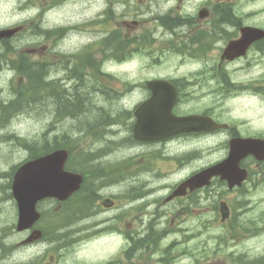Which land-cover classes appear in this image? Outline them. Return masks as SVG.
<instances>
[{
    "label": "flooded vegetation",
    "instance_id": "flooded-vegetation-1",
    "mask_svg": "<svg viewBox=\"0 0 264 264\" xmlns=\"http://www.w3.org/2000/svg\"><path fill=\"white\" fill-rule=\"evenodd\" d=\"M100 1L106 6L112 5L118 16V7L121 3L124 4L120 11L121 24L126 28L124 33L131 34L126 36L131 45L138 46L139 49L143 47L147 49L146 52L154 55L159 54L150 58L148 66L144 64L146 70L175 71L174 76H161L158 71L152 74L153 78L163 77L173 81L178 92L173 112L178 116L200 115L222 126L209 131L183 133L176 136L175 140L192 141L196 144L193 145L196 150L201 149L197 146L198 140H210L214 148L225 151L215 161L217 162L225 158L232 138L253 135L244 134L240 130L244 123L227 117L226 103L229 99L239 102V98L246 93L260 95L261 89L253 86L261 78L260 75L253 76L252 71L264 69V36H258L246 45V41H242L244 46L240 47L238 41L242 40L246 29L264 30V0ZM54 3L66 5L69 1L0 0V30H16L15 34L0 38V53L32 54L39 52L38 47L45 49L50 45L54 47L55 44H58L57 48L65 50L66 43L61 40L64 38L62 35L67 31H75V26L51 18ZM73 10L74 8L70 9ZM111 23L112 35H119L116 29L119 28V22L115 23L113 17ZM20 36L23 37L19 45L14 46L11 40ZM67 52L68 55L64 57L66 61L75 62L78 58H84L82 48ZM171 53L177 55V59L173 62L166 61V56ZM247 70L251 71L249 77H237L239 71ZM13 81L15 79L12 78L11 82ZM145 95L148 98L150 93L145 92ZM245 125L252 126L250 123ZM108 188L109 186H105L100 190ZM101 196V200L111 198L113 204L109 207L102 204L94 206L95 211L89 215L81 211L77 223L54 224L55 228H74L73 232L80 237L77 242L69 238H52L43 252L26 258L25 262L13 259L6 263L8 256L0 248V264H86L80 253L106 245L101 243L106 240H118L121 246L111 256L93 259L88 264H149L151 261L153 264H165L167 258L174 259V264H179L177 256H174L177 254H171L177 250L178 240L163 237L165 228L158 226V218L150 217L147 223L143 221V215L149 213L147 205L121 206L119 203L122 200L116 195ZM14 209L18 211L17 207ZM108 210L115 212L113 215H104ZM128 210L141 213L139 223L135 226H132V221L136 217ZM153 215L156 213L153 212ZM41 241L44 238L30 245L36 246ZM71 244L73 247L68 249Z\"/></svg>",
    "mask_w": 264,
    "mask_h": 264
},
{
    "label": "rangeland",
    "instance_id": "rangeland-1",
    "mask_svg": "<svg viewBox=\"0 0 264 264\" xmlns=\"http://www.w3.org/2000/svg\"><path fill=\"white\" fill-rule=\"evenodd\" d=\"M70 3L65 5L68 11L61 14L60 18L62 20L66 18L67 21L71 23V20L80 19L92 14L90 12L86 15L81 12V17H74V19H71L70 9L74 7V10H76L80 5L76 4L75 6H71ZM98 5H100V9L104 7L103 3H99ZM85 21L86 20H84L81 25L85 26ZM76 22H78V20H76ZM107 26L110 28L113 26V23L109 21ZM87 27H89L87 30L91 29V26ZM96 38L97 36L89 40H96ZM71 40L72 39L70 38V41ZM74 40L75 41L71 43H76L73 45V47H83V43L88 41H82L83 39L80 37H75ZM46 45H48V43H46ZM55 47L56 46L51 48L45 47V49L43 47H38L39 53L41 54L35 55V53H32V55L35 56L31 57V59L43 56L41 61L55 62L58 59H61L58 54H55ZM12 56L15 57L16 55H9V57ZM170 57L175 58L174 55H171ZM143 60L144 59L140 57L134 61V64H126L123 66H113L111 64H106L104 69H106L107 71L111 69L112 72L116 74L122 81L129 80L130 82L140 84L142 79H145L146 76L150 77L153 74L149 72V75H147V70L140 71L143 63L145 64L147 62H142ZM61 74V70H56L53 77H60ZM250 74L251 71L249 70L239 71L237 77L246 79L250 76ZM252 75L255 77L260 75L261 79L258 81L260 83L258 85H262L264 78V69H255L254 71H252ZM12 76V73L3 76L4 79H7L4 82L1 81V86L6 89L5 92L7 91L8 86H10L9 79ZM102 82L106 83L117 92L123 91L126 88V86L123 85L120 81H115L111 77L104 78ZM144 95L145 91L143 89L136 88L133 92L127 94L126 97L122 98L121 100L119 99L114 101L112 104L113 108H115V111L117 110V108H125L129 102H131L130 104L133 105L135 102L141 100ZM258 99L260 101H257ZM50 100L51 108L54 110L55 104L53 105L52 99ZM104 100V96H96V98H94L92 106L99 105L100 103H103ZM239 100L241 101L240 103H236L235 101L226 103V105H228V108L225 106L228 109L227 117L231 119H246L247 121L245 123H250L252 125L248 128H258L264 131L263 94L251 95L250 93H246L243 97L239 98ZM190 105L191 104H189L188 107H190ZM53 115L54 113L52 114L51 112H47L43 115L26 113L25 115L16 118L14 122H12L6 129H4V132H15L19 136L34 141V139L41 137L42 134L47 131V125L48 123L52 122L54 118ZM73 121L74 119L67 115H64V118L62 120L61 118L56 120L55 130H64L68 132L69 125ZM53 132L54 131L48 132V136L50 137ZM126 133V127H123L118 134L125 135ZM80 139L84 146L92 145L91 141L93 138L83 136ZM198 141L197 146L201 149L198 150L197 156L195 157V159L189 160L182 166H180L173 157L174 155H180L193 149V145L196 144H194L192 141H177L167 143L166 145L135 144V146L133 147L119 146L114 150L113 154H110L105 159L107 161H110V159L113 158H126L138 154L136 157H134L137 162H135V165L131 167L132 169L138 166V168L135 169L138 170L136 174L138 179L136 182H130L129 184H135V187H139V185H142L145 189L150 191L149 194H147V196L144 198V200L149 203L147 207V211L149 213L143 215V221L147 223L150 217L158 218L159 227L178 232V234L174 235L175 237H180V234L185 231L190 232L191 235L193 233H197L195 240L186 244V252H193L191 253L192 260L186 258L185 261L193 262L194 260H198V264H206L210 262L213 264H234L228 256L230 253L232 255H234L235 253H244L246 258L248 259L264 254V237H260L259 233L253 236H241L238 239L234 240H231L228 237H226L225 240L223 239L224 235L232 226L236 227L237 233L239 234L241 226L237 223L238 219L239 222L244 225H246V221L249 220H254V222L258 225H264V180L261 183H257L258 179H264L263 174L257 173L256 177L254 174L253 177H251V179H249V181L246 183V186H244L245 190L243 189L242 191L235 190L228 192L226 191V187L220 184H214V186L210 189L198 192L197 196L199 198L198 202L195 204H192L189 199H175L164 202V197L170 192V190L176 184H178L179 181L189 175L194 168L205 166L212 162H215L225 153L223 149L214 148L210 140L200 139ZM98 146L100 145L95 144L91 149ZM77 149H83V147L80 146ZM39 153H41L40 150L33 152V154ZM25 157V151L23 150V148L19 147L14 140L0 142V171H2V173L4 174L2 177H0V232L3 231V228H1L3 227L2 225H7V227L10 226V213L11 208L14 206L12 199L7 194L9 192L7 186L10 184L8 173L13 164L22 161ZM81 164L82 162H80V165ZM250 165L253 166L254 173L255 170L264 168V163L258 166L260 168L255 167L253 163H250ZM70 166L72 167V163L70 164ZM142 167L144 169L139 170ZM130 185H128V183H125V181L117 182L115 185L111 186L107 193L111 192L113 194H122ZM137 191L138 188H132L125 194L137 195ZM81 196L82 194L74 196L71 201L65 204V206H73V201L78 200L79 198H81ZM243 198L246 199V202L244 204H238L240 201H242ZM223 199L227 200L229 204L231 203V206L235 208L236 212L239 211L238 218L237 214H235L233 224L232 218L227 222V224L221 223L218 210L214 209L215 202L217 200L219 201ZM121 200L122 201H120L119 205L124 206L125 200ZM54 205L55 203L50 200L41 202L40 207L42 206V208H45ZM106 212L109 215H113L115 211L109 210ZM128 212H130L133 217H136L132 221V226H135L137 223H139L138 217L141 213L138 214V212H133L131 210H128ZM153 212H155L156 215H153ZM256 217L259 218L258 221L255 219ZM174 227L177 228L174 229ZM171 237H173V235ZM22 238H24L23 234L12 232L10 235L6 236L5 242L7 244H15L19 239ZM101 243H106V245L98 246L96 247V249L94 248V250H89L88 252L84 251L80 253L82 254L83 261H91V258L94 257L111 256L113 254V251L121 246L118 240H106L101 241ZM46 247L47 246L42 243L34 246L33 248L30 247L25 249L19 247L18 252L16 250L12 253L13 255H8V259H6L5 262L8 263L13 259H21L23 256H30L32 254L35 255L44 251ZM174 253L177 255H174ZM171 254L177 256L176 259L178 263L182 264L181 258L179 256L180 252L178 250L173 251ZM82 258L77 257V259L80 260ZM144 259H146V256H144ZM149 264H153V261H151ZM165 264H174V259H172L170 262L166 261Z\"/></svg>",
    "mask_w": 264,
    "mask_h": 264
},
{
    "label": "water",
    "instance_id": "water-1",
    "mask_svg": "<svg viewBox=\"0 0 264 264\" xmlns=\"http://www.w3.org/2000/svg\"><path fill=\"white\" fill-rule=\"evenodd\" d=\"M245 37V44H248L255 35L249 33ZM240 45L244 46L243 42H240ZM151 84L157 86L153 88V96L136 111L137 121L134 125V136L139 140H157L180 130L171 111L167 108L165 110L162 105V103L165 104L164 96L167 95L166 86L160 82ZM191 122L192 119H187L186 126L189 127ZM258 142L264 146L263 141L258 140L232 141L229 156L223 162L181 183L169 198L185 194L187 186L193 190L208 183L209 178L217 173L228 180L230 187L239 184L245 177L244 171L238 168L240 158L247 153H253L258 159L264 158V147ZM66 157V150H56L25 163L17 170L12 190L19 206V230L30 227L38 218V213L35 210L38 200L45 197H57L64 200L79 188L81 175L63 169ZM221 210L225 217L227 207L223 205Z\"/></svg>",
    "mask_w": 264,
    "mask_h": 264
},
{
    "label": "trees",
    "instance_id": "trees-1",
    "mask_svg": "<svg viewBox=\"0 0 264 264\" xmlns=\"http://www.w3.org/2000/svg\"><path fill=\"white\" fill-rule=\"evenodd\" d=\"M41 81H43V78L41 76ZM39 77H33L29 80V83L25 86H23V90L19 93V96H21L20 100L23 104V108H25L28 105L34 106L35 108H37L38 113L39 114H43L45 113L44 107H47V103H48V99L46 98V96L48 95V92H52L54 94V99L55 98H59L58 101H55L56 103V111H57V115H61L62 114V108H63V103L61 102V97L63 95L64 90L63 89H59L56 85H46L49 84L46 82L43 83L41 82ZM107 87V86H106ZM110 93H107V95H109ZM71 99V98H70ZM68 100V108L70 110H74L75 109V115L78 114L80 112L79 107H76L74 105V102H72L71 100ZM92 105V104H90ZM80 106L83 108L84 106H88V101L81 102ZM101 106V105H100ZM104 109L103 106L99 107L97 110H102ZM105 116H108L107 114ZM90 118L94 119V122H99V120L103 119V116L98 113L96 114H92V117H90V115L87 114V120L86 123H90ZM61 135H54L53 136V140L54 142L57 140L59 143H61ZM47 139L45 135H42L41 137L38 138L37 140V147L38 150L45 148L44 144L46 143ZM50 144V143H48ZM80 158H81V153L79 154ZM91 156H87L86 158L83 159L84 162H90L92 160ZM76 169L78 168L77 166V162L75 163ZM88 199L90 201H92L93 199H90V196L88 197ZM250 264H258L257 260H251Z\"/></svg>",
    "mask_w": 264,
    "mask_h": 264
}]
</instances>
